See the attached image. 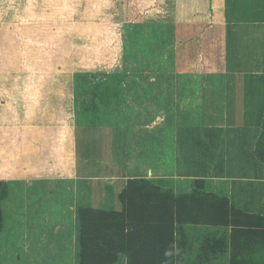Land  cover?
Segmentation results:
<instances>
[{
	"label": "crops",
	"instance_id": "0c3cea01",
	"mask_svg": "<svg viewBox=\"0 0 264 264\" xmlns=\"http://www.w3.org/2000/svg\"><path fill=\"white\" fill-rule=\"evenodd\" d=\"M175 1L180 18L174 33L164 31L161 21L135 36L134 68L123 98L111 102L128 105L125 130L121 140L115 138L120 142L115 150L103 153L108 160L95 159L98 152L86 138L88 128H81L74 141L80 164L70 176L0 177L9 186L2 202L0 264H79V209L121 211L119 195L130 179H147L177 194L191 192L196 180H204L207 192L264 216V164L255 156L264 109L249 114V107L232 108L264 107V83L248 90L240 81L228 80L227 68L239 57L247 58V65L264 66V29L239 32L225 22L226 10L238 8L242 0ZM198 29L206 32L199 35ZM215 51L221 53V73L211 67ZM249 121L260 124L254 128ZM243 137H253L252 144H244ZM242 154L244 174L238 165ZM235 157L236 175L216 173ZM179 233L180 264H232L231 228L182 225L177 240ZM196 234L200 241L191 242ZM116 264H127V257L122 254Z\"/></svg>",
	"mask_w": 264,
	"mask_h": 264
},
{
	"label": "rangeland",
	"instance_id": "374dc122",
	"mask_svg": "<svg viewBox=\"0 0 264 264\" xmlns=\"http://www.w3.org/2000/svg\"><path fill=\"white\" fill-rule=\"evenodd\" d=\"M178 18L175 0H0V177L70 176L80 164L74 141L81 128H88L86 138L98 152L95 159L107 161L109 155L103 153L120 143L115 138L121 140L125 130L128 105L109 103L92 122L82 104L90 96L98 103L96 84L102 80L125 86L136 59L135 36L146 32L145 26L163 21L171 34ZM225 22L235 31H261L264 0H242L238 8L226 10ZM196 31L201 35L206 29ZM220 45L218 40L217 51ZM220 54L215 51L211 64L218 73ZM246 60L239 57L227 67L228 80L240 81L246 89L264 83L263 64L247 65ZM239 107H249V114L264 109L260 104L232 106ZM258 122L246 123L256 128ZM242 139L252 144L253 137ZM238 158L244 174L246 155ZM234 160L216 173L236 175ZM190 240L200 241L199 234ZM177 246L180 264V233Z\"/></svg>",
	"mask_w": 264,
	"mask_h": 264
},
{
	"label": "trees",
	"instance_id": "16d2710c",
	"mask_svg": "<svg viewBox=\"0 0 264 264\" xmlns=\"http://www.w3.org/2000/svg\"><path fill=\"white\" fill-rule=\"evenodd\" d=\"M96 86L102 99L96 103L90 96L82 108L97 118L103 105L123 98V88L121 82L105 80ZM255 156L264 164V117ZM205 184L196 180L191 192L177 194L147 179H130L119 195L121 211L80 208L79 264H116L122 254L127 264H178L182 225L231 228L232 264H251L252 259L264 264V216L246 213L227 197L207 192ZM8 196V184L0 181V232L2 202Z\"/></svg>",
	"mask_w": 264,
	"mask_h": 264
}]
</instances>
